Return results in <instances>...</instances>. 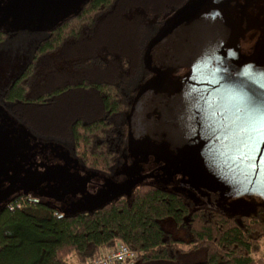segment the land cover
Instances as JSON below:
<instances>
[{
    "label": "trees",
    "instance_id": "obj_1",
    "mask_svg": "<svg viewBox=\"0 0 264 264\" xmlns=\"http://www.w3.org/2000/svg\"><path fill=\"white\" fill-rule=\"evenodd\" d=\"M188 1L86 0L36 41L22 74L0 90L3 106L42 143L75 152L79 143L92 146L108 120L122 130L126 116L131 134L129 117L152 74L148 45ZM104 158V166L115 163ZM24 198L19 208H0V264H85L118 242L138 252L136 264H264L251 257L261 250L263 218L210 205L190 210L182 194L153 180L67 216ZM167 218L184 238L161 225Z\"/></svg>",
    "mask_w": 264,
    "mask_h": 264
},
{
    "label": "water",
    "instance_id": "obj_2",
    "mask_svg": "<svg viewBox=\"0 0 264 264\" xmlns=\"http://www.w3.org/2000/svg\"><path fill=\"white\" fill-rule=\"evenodd\" d=\"M85 1L8 0L1 7L0 27L8 18L54 25L77 12ZM232 7L238 8V0H189L150 41L145 62L156 76L142 86L130 125L132 129L133 123L141 121L137 117L135 122L133 115L143 97L145 102L138 110L144 117L141 122L146 126L148 120H154L159 138L169 143L170 150L156 161L160 164L157 169L113 183L117 193L108 201L131 194L146 180L159 184L160 179L171 181L174 176L184 178L181 182L197 191L203 205L225 212L224 201L229 196L249 191L264 194V55L240 50V39L248 29L246 12L241 10L243 19L237 21L230 11ZM162 39L164 45L159 48ZM155 56L160 59L155 60ZM164 62L166 73L156 68ZM183 66L189 67L190 73L171 79V73ZM163 89L167 90L165 98L156 99L155 90ZM7 114L5 109L0 111L2 162L8 157L1 155L8 151L5 124L11 118ZM130 135L137 143L133 132ZM133 151L144 153L137 144ZM139 156L150 163L149 155ZM65 178L77 181L81 177L59 168L35 171L29 179L36 185L22 190L33 191L43 183ZM199 193L210 195L215 202L205 203ZM2 205L0 202V208Z\"/></svg>",
    "mask_w": 264,
    "mask_h": 264
},
{
    "label": "flooded vegetation",
    "instance_id": "obj_3",
    "mask_svg": "<svg viewBox=\"0 0 264 264\" xmlns=\"http://www.w3.org/2000/svg\"><path fill=\"white\" fill-rule=\"evenodd\" d=\"M7 1L0 0V15L2 13L1 7ZM241 10L246 12L245 21L248 23V29L240 39V50L244 54L259 52L264 55V0H238V8H230L231 13L237 21L243 19ZM51 26V22L40 26L37 23H31L29 18H8L5 24L0 27V48L8 46L9 48L14 47L17 49L19 45L22 48L23 46L28 47L26 60L23 59L25 63H21V69L12 78L9 77L11 70L6 71V74L9 75L7 78H0V90L8 84H13L14 80L22 74L24 66L30 62L36 41L40 40V38L33 40L31 38L32 35L28 37L24 34H42V38L45 39L48 37ZM23 27L29 28L22 29ZM35 27H42L44 30H34ZM22 35L24 39L21 38ZM28 41L29 43H27ZM20 53L21 51H16L17 59ZM180 69L182 71L177 73L180 75V78L190 73L189 67L183 66ZM155 76L152 73L148 78L149 80L154 79ZM147 91L150 93V90ZM165 95H167L166 89L155 90L156 99L162 96L159 98V100H162L165 98ZM3 108L5 109L0 96V111L3 112ZM159 108L162 109V106H159ZM8 113L7 115L11 118L5 124L9 135L8 140H6L8 151L1 152V155H8V157L3 162L0 161V202H2V206L8 201H14L17 198L25 196L31 201L40 202L55 208L60 214L66 216L90 211L101 206L100 204L106 203V201L116 195L117 191L112 187V184L120 182L117 178L121 175V169L128 157L130 155H144L143 152L135 154L133 149L129 147V142L132 141L134 145L137 144L139 147L146 146L147 141L144 139L146 128L150 126L155 127L156 125L154 120H148L146 126L141 121L133 123L132 132L134 138L137 140V143H135L130 137L131 135H128L127 129L123 130V127H128L127 120H124L126 116L121 123L122 130L115 129L114 126L118 125L116 122L111 120L105 121L102 126H105L106 129L101 132V135L94 136V140L90 143L92 146L83 145L85 142L79 143L78 150L75 152L72 145L59 147L50 145L48 142L42 143V140H38L24 124L10 112ZM128 121L130 122V117ZM2 122L3 120H0V127L3 126ZM157 130L156 127L151 129L152 133L159 138ZM104 157L108 159L114 158L115 163L109 167L104 166V161L103 163L99 162V160H104ZM72 158H76L79 162L72 161ZM90 158L94 159L95 167L87 166L86 162ZM98 165L103 166L97 169ZM159 166L160 164L155 165V163H151L150 161V163L145 165L144 173L151 172ZM52 168L69 171L79 175L81 178L77 181L66 178L54 179L39 185L33 191L24 192L22 190L24 187H34L36 185V183H33L29 179L32 172L38 171L43 173ZM175 178L180 179L178 176H174V181H177Z\"/></svg>",
    "mask_w": 264,
    "mask_h": 264
},
{
    "label": "rangeland",
    "instance_id": "obj_4",
    "mask_svg": "<svg viewBox=\"0 0 264 264\" xmlns=\"http://www.w3.org/2000/svg\"><path fill=\"white\" fill-rule=\"evenodd\" d=\"M172 16L168 19V21H173L174 17ZM24 35L28 37L32 35L33 37L31 36V38H33V40H36L42 37V34L39 35V34H27L26 33ZM21 38L24 39V36L22 35ZM27 43H29V41ZM158 45H159V48H160V45H164V39H162L158 43ZM13 48L14 47L9 48L8 46L0 48V78H7L9 75L6 74V71L8 72V70L9 71L11 70L10 72L11 75L9 77L12 78L14 74L21 69L22 67L21 63L23 64L25 63L23 59L26 60L25 57H26V51L28 47L23 46L22 48L21 45H19V47L17 46V49L16 48L13 49ZM17 50L21 51L18 59L16 57ZM156 59L159 60L160 58L155 56V60ZM18 67L20 68L17 69ZM157 67L160 68L162 72L166 73L167 63L165 64L164 62L163 65L158 64L156 68ZM181 71L182 69H178L175 72H172L170 78L174 80L180 79V75H178L177 73ZM144 102H145V99L143 97H140V99L138 100L139 108L138 107L136 108L137 111L135 110L136 112H134V115H133V120L135 118V122H136L137 117H139L141 121L142 119L144 120V117L140 115V111H138L140 110V107L143 105ZM144 139L147 141L146 146L143 147L144 155L148 154L151 157V160H150L151 163H155L156 165V161L161 160L163 155H166L169 152L170 145L168 142L164 141L162 138L160 139L157 136H155L152 133L151 129L149 128H146ZM129 147L134 149V144L132 143V141L129 142ZM147 164L148 162L146 158L141 157L139 155H130L125 165L122 167L121 175L117 178V180L120 182H123V181L128 180L131 177L144 173L145 165ZM100 167L101 165H98V167L96 168L100 169ZM175 179L177 181L160 179L159 184L169 190H173V191H176L182 194L186 198L187 203L190 207V210L201 207L203 203L198 198L197 191L194 188H192L190 185L183 183L184 178L183 179L175 178ZM178 180L180 182H178ZM199 197L205 203L215 202V199L212 198L210 195L199 193ZM224 204H225L226 211L236 216H240L243 214H255L256 216L258 215L257 217H261L264 219V194L259 191H249L246 193L229 196L228 198L225 199ZM161 225L166 230L173 232L175 237L184 238L181 232L177 231L178 229L174 226V223L171 219L167 218V219L161 220ZM260 246H261V250L258 253L251 255V257H253L256 260L262 259V261L264 262V238L261 240ZM68 260L74 263L73 261H75V257L72 256Z\"/></svg>",
    "mask_w": 264,
    "mask_h": 264
},
{
    "label": "built area",
    "instance_id": "obj_5",
    "mask_svg": "<svg viewBox=\"0 0 264 264\" xmlns=\"http://www.w3.org/2000/svg\"><path fill=\"white\" fill-rule=\"evenodd\" d=\"M22 200V201H21ZM24 197L11 201L8 207L19 208L24 204ZM138 252L131 249L122 242H118L113 247L101 251L92 260L85 264H136Z\"/></svg>",
    "mask_w": 264,
    "mask_h": 264
}]
</instances>
